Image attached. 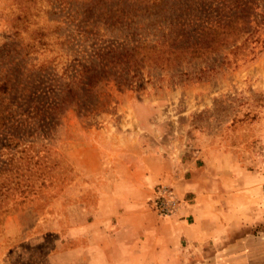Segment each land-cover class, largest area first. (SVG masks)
Segmentation results:
<instances>
[{"label": "rangeland", "instance_id": "374dc122", "mask_svg": "<svg viewBox=\"0 0 264 264\" xmlns=\"http://www.w3.org/2000/svg\"><path fill=\"white\" fill-rule=\"evenodd\" d=\"M111 1L145 10L132 28L159 10L209 24L237 12L239 28L206 57L118 61L119 82H90L97 50L125 39L102 0H0V264H92L78 249L98 240V188L137 160L158 174L159 218L208 196L217 236L183 242V264H264V0Z\"/></svg>", "mask_w": 264, "mask_h": 264}, {"label": "crops", "instance_id": "0c3cea01", "mask_svg": "<svg viewBox=\"0 0 264 264\" xmlns=\"http://www.w3.org/2000/svg\"><path fill=\"white\" fill-rule=\"evenodd\" d=\"M138 162L117 167L99 186L92 219L98 240L84 251L79 247L80 258L92 264H183V242L196 248L217 236L206 227L208 196L195 197L186 216L159 218L148 205L158 174H148Z\"/></svg>", "mask_w": 264, "mask_h": 264}, {"label": "trees", "instance_id": "16d2710c", "mask_svg": "<svg viewBox=\"0 0 264 264\" xmlns=\"http://www.w3.org/2000/svg\"><path fill=\"white\" fill-rule=\"evenodd\" d=\"M102 6L95 10L100 19L111 18L109 24L113 23L112 30L119 29L118 26L124 22L121 35L125 39H116L112 44L97 50L99 55L107 57V63L101 72L90 73V82L94 77L108 80L113 78L119 82V78L124 77L120 74L125 68L117 72L115 69L120 63L118 61L127 64V61L138 62L140 58L141 61L165 68L175 67L184 59L190 62L196 57H206L217 48V43L222 45L229 41L228 36L235 27L239 28L236 21L240 19V14L237 12L228 17L222 15L209 24L208 20L201 17L191 22L190 18L175 15L173 11L161 13L162 10L150 15L154 18L149 17L147 24L144 22V25L132 28L129 20L136 21L135 17H142L141 13H145L143 8L132 13L125 8L116 7L111 0H102Z\"/></svg>", "mask_w": 264, "mask_h": 264}, {"label": "built area", "instance_id": "2783aa9c", "mask_svg": "<svg viewBox=\"0 0 264 264\" xmlns=\"http://www.w3.org/2000/svg\"><path fill=\"white\" fill-rule=\"evenodd\" d=\"M160 200H158V205L160 207V212L162 213H170L172 211L175 210V206H176V201H171V202H167V198H165L164 200H161L162 198H159Z\"/></svg>", "mask_w": 264, "mask_h": 264}]
</instances>
